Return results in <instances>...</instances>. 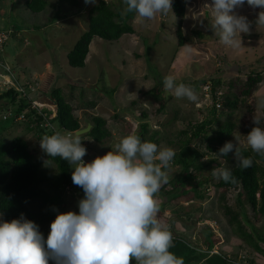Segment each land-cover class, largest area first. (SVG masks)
<instances>
[{
    "label": "rangeland",
    "instance_id": "obj_1",
    "mask_svg": "<svg viewBox=\"0 0 264 264\" xmlns=\"http://www.w3.org/2000/svg\"><path fill=\"white\" fill-rule=\"evenodd\" d=\"M26 1H1L0 86H17L22 82L26 84L23 90L30 97H34L36 91L40 92L39 97L31 99L35 101L31 108L35 107L39 112L48 110L51 116L55 109L48 103L52 100L49 93L59 87L81 128L90 124L92 116L103 118L109 133L107 137L100 142L89 137L81 138V144L86 148L82 157L85 162L103 155L110 148L114 149L123 136L133 134L140 137L142 124L147 126L146 136L156 132L153 140L159 147H171L176 152L179 132L211 118L213 100L208 85L198 82L205 78L220 80L223 83L221 96L230 92L239 100L233 109H227L224 100H219L212 116L216 123L206 127V136L213 134L217 124L230 122L233 124L231 141L238 148H250L245 143L247 133L254 126L264 128V25L255 23L259 11L248 10L245 6L236 9L249 21V31L241 33L238 48L223 44L216 31L211 29V0H186L180 26L184 37L182 46L177 44L175 31L178 19L172 9L151 19L140 18L132 12L128 23L134 33L122 35L115 41L94 37L89 44L84 67L74 68L68 65L66 54L87 29L88 10L98 0L87 5L84 0H78L75 7L58 0H47L45 9L40 13L31 12L25 6ZM103 1L114 12L122 13L125 8L123 0ZM252 71L259 73L261 80L245 97L241 95V90L245 77ZM166 75H173L176 83L190 87L197 99L190 102L175 97L171 90H165L162 80ZM11 109L0 105V117ZM4 123L8 126L0 133V138L8 142L12 137H21L39 166L51 174L55 172L52 162L53 167L44 163L47 157L39 147L41 137L36 132L27 130L25 123L18 119L12 124ZM192 146L203 155L201 160L213 155L201 137L195 139ZM218 161L226 166L222 158L219 157ZM258 163L264 166V161L258 160ZM71 167L69 164L70 176ZM166 172L168 184L179 173V167L170 162ZM201 173L209 174L207 170ZM211 180L216 181V178ZM211 182L207 185L205 199L197 200L189 193L166 203L162 217L168 219V223L157 219L167 226L172 235H183L200 250L205 249L206 226H209L218 240L210 249L211 253H223L235 264H264V255L246 245L234 228L228 225L222 207L226 205L237 212L247 232H250L249 224L264 232V216H259L248 207L241 209L238 206L239 188H216ZM82 196L79 190L66 189L55 208L62 212L77 211V201ZM39 201L34 200L26 207L38 210L42 206ZM176 210L181 215L190 213V218H177L174 215ZM242 211L247 222L242 218ZM39 230L46 237L49 224L39 226ZM260 246L264 248L262 244ZM49 264L52 262L49 261Z\"/></svg>",
    "mask_w": 264,
    "mask_h": 264
},
{
    "label": "clouds",
    "instance_id": "obj_2",
    "mask_svg": "<svg viewBox=\"0 0 264 264\" xmlns=\"http://www.w3.org/2000/svg\"><path fill=\"white\" fill-rule=\"evenodd\" d=\"M84 3L95 4L96 0ZM123 3L125 13L135 12L145 19L167 14L172 6V0ZM245 3L261 9L255 23L264 25V0H211V29L232 48H238L241 33L249 31L246 16L236 12ZM162 85L177 98L197 99L194 91L176 83L173 75L164 76ZM7 113L4 117L13 116L14 121L19 116V121L26 120L23 113ZM79 137V132L68 135L56 131L39 139V147L48 157L46 166L53 167L50 158L57 156L72 165L71 181L83 192L78 210L56 212L46 237L23 214L10 221L0 217V264H130V260L134 264H184L182 257L169 250L172 234L157 219L155 194L168 182L166 169L174 150L129 134L121 137L114 149L85 162L86 148ZM245 143L253 152L264 154V128L252 127ZM230 151L239 157L240 149L232 141L225 142L216 154L222 158ZM239 165L250 167L251 160L240 157ZM213 175L225 182L233 180L228 168L213 169Z\"/></svg>",
    "mask_w": 264,
    "mask_h": 264
},
{
    "label": "trees",
    "instance_id": "obj_3",
    "mask_svg": "<svg viewBox=\"0 0 264 264\" xmlns=\"http://www.w3.org/2000/svg\"><path fill=\"white\" fill-rule=\"evenodd\" d=\"M58 1L74 7L78 5V0ZM46 4L47 0H27L25 2V6L33 13L42 12ZM186 5V0H172L171 9L178 19L175 34L179 46H182L184 43L180 26ZM243 6L248 10H261L258 7L252 8L246 3ZM131 18L132 12L125 13L123 10L122 13L120 11L114 12L106 2L98 0L97 4L88 10L87 29L82 32L66 54L68 65L74 68L84 67L88 47L94 37L106 41H115L122 35L134 33L128 23V20H131ZM196 34L198 36L201 35L199 32H196ZM260 80L261 76L259 73L250 72L245 77L241 95L245 97L250 95L251 90ZM198 82L200 85H208L209 93L213 100L211 118H205L178 133L180 135L178 147L171 163L179 167V173L168 184L162 185L155 194L159 202L157 218L168 223V219L166 220L162 217L166 203L185 197L189 193H192L193 197L197 200L205 199L208 190L207 185L211 181L212 185L216 188H239L236 200L238 206L241 209L248 207L259 216H264V166L258 163V160L264 161V155L253 152L250 148H239V157L235 158L233 152L230 151L222 157L226 162V166L220 165L218 161L220 156L216 153L225 142L231 141L230 135L233 131V124L230 122L217 124L216 130L212 135H205L206 127L211 123H216L214 118L212 119L216 111L214 106L215 100L223 99L224 107L227 109H233L239 100L230 92H227V94L223 93L224 95L221 96L223 91L220 88L223 83L221 84L220 80L215 77L201 79ZM23 87L25 88L26 84L22 82L17 86L10 84H6L4 87L0 86V101L2 102L0 105L11 107L12 113H23L26 118V121L23 123H25L27 130H33L39 137H42L56 131L74 134V131L81 128L78 119L72 114V107L64 99L61 88H55L49 93L50 99H52L50 102L55 108V114L51 116L45 109L39 112L36 108H31L33 101L31 99H34L35 96L39 97L40 92L36 91L34 97H30L23 90ZM113 91L114 88L109 93L112 94ZM218 91L220 95L216 94ZM44 96L47 97L46 95ZM142 115L144 116L145 114L142 113ZM4 116L0 117V133L8 126L4 122H9L10 124L14 122L13 116ZM46 119H48V125H45ZM90 124L91 128L85 134L80 135V139L89 137L95 142H100L108 136L109 133L105 127V120L103 118L92 116ZM146 128V124L140 125V137L143 140L155 142L153 139L156 132H153L150 136H146ZM199 137L206 142L207 150L213 153L212 156L205 160H201L203 155L192 146V142ZM240 157L250 159L251 166L241 168L239 165ZM50 161L56 168L52 174L39 166L27 143L21 137H12L8 142L0 138V216L4 220L10 221L23 214L26 219L32 220L38 226L50 225V222L55 218L56 212H62L60 210L53 211V208L62 200L61 194L66 189H76L83 193L79 186L72 183L69 163L67 161L61 160L58 156L50 158ZM216 168L230 169L233 180L225 182L214 176L212 173L213 169ZM204 170L208 171L209 174L207 176L201 173ZM214 177L216 181L211 180ZM37 199L40 200L39 202L42 205L40 209L35 210L32 208L31 210L26 207L27 204ZM222 209L228 225L234 228L233 230L236 235L246 245L253 248L254 251L264 255V248L260 246L261 244L264 246V232H259L250 224V232H247L238 219L239 214L237 212L232 211L226 205ZM174 215L177 218L184 216L186 220L190 218V213L186 212L181 215V212L178 210L174 211ZM241 215L247 222L248 220L244 211H242ZM206 229V246L204 250L192 246L179 233L172 235V247L169 250L177 256L182 257L184 264H235L233 260L223 253H211L210 249L218 240L214 238L209 226H206ZM130 264H134V261L130 260Z\"/></svg>",
    "mask_w": 264,
    "mask_h": 264
},
{
    "label": "water",
    "instance_id": "obj_4",
    "mask_svg": "<svg viewBox=\"0 0 264 264\" xmlns=\"http://www.w3.org/2000/svg\"><path fill=\"white\" fill-rule=\"evenodd\" d=\"M48 103L52 105V103L48 100ZM50 112L52 111L51 109L49 110ZM91 128V125L90 124H86L85 127L83 128H80L78 130H76L75 132H79L80 135H83L85 134L86 132H88V130ZM141 138V137H140ZM142 139V138H141ZM143 140V139H142Z\"/></svg>",
    "mask_w": 264,
    "mask_h": 264
},
{
    "label": "built area",
    "instance_id": "obj_5",
    "mask_svg": "<svg viewBox=\"0 0 264 264\" xmlns=\"http://www.w3.org/2000/svg\"><path fill=\"white\" fill-rule=\"evenodd\" d=\"M216 94H217V95H220V92L218 91ZM219 100H220V99L215 100V102H214V106H215V107H218V106H219ZM7 115H11V113H7ZM18 119H22V116H19ZM47 120H48V119H46V123H45L46 125H48ZM66 134L71 135L70 133H66Z\"/></svg>",
    "mask_w": 264,
    "mask_h": 264
}]
</instances>
